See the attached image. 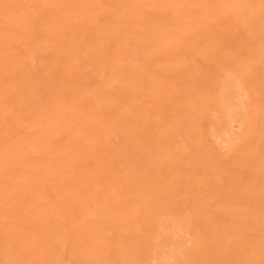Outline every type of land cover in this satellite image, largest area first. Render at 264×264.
Masks as SVG:
<instances>
[{
  "label": "rangeland",
  "instance_id": "1",
  "mask_svg": "<svg viewBox=\"0 0 264 264\" xmlns=\"http://www.w3.org/2000/svg\"><path fill=\"white\" fill-rule=\"evenodd\" d=\"M0 264H264V0H0Z\"/></svg>",
  "mask_w": 264,
  "mask_h": 264
}]
</instances>
